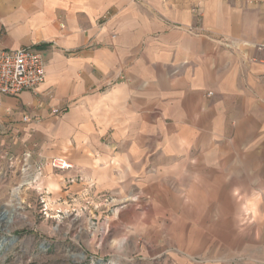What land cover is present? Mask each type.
<instances>
[{"label":"crops","instance_id":"0c3cea01","mask_svg":"<svg viewBox=\"0 0 264 264\" xmlns=\"http://www.w3.org/2000/svg\"><path fill=\"white\" fill-rule=\"evenodd\" d=\"M261 43L264 0H0V49L33 47L47 70L36 93L2 99L0 176L65 158L62 195L154 189L200 225L192 211L230 194L232 249L160 264H264Z\"/></svg>","mask_w":264,"mask_h":264},{"label":"rangeland","instance_id":"374dc122","mask_svg":"<svg viewBox=\"0 0 264 264\" xmlns=\"http://www.w3.org/2000/svg\"><path fill=\"white\" fill-rule=\"evenodd\" d=\"M188 31L203 33L198 26ZM20 167L13 177L0 176V264H160L159 254L165 251L201 261L232 249L231 232L226 235L236 212L230 194L219 195L224 210L192 211L193 222L202 212L198 221L208 225L190 224L182 220L181 211L149 202L154 189L145 196L132 193L121 198L86 183L82 195H62L58 193L64 183L61 170L47 166L39 173ZM74 179L79 184L83 180ZM65 180L69 186L73 178ZM5 209L14 211L11 222L8 215L1 216ZM222 212L224 217H218Z\"/></svg>","mask_w":264,"mask_h":264},{"label":"built area","instance_id":"2783aa9c","mask_svg":"<svg viewBox=\"0 0 264 264\" xmlns=\"http://www.w3.org/2000/svg\"><path fill=\"white\" fill-rule=\"evenodd\" d=\"M254 47L264 53V43ZM46 78V61L40 51L33 47L0 49V105L5 96H17L24 91L36 93L45 83ZM53 113L58 114L59 110L54 109ZM24 121L30 120L24 117ZM49 166L61 171L73 168V164L65 158H54ZM42 168L40 165L37 171L41 173Z\"/></svg>","mask_w":264,"mask_h":264},{"label":"bare ground","instance_id":"6f19581e","mask_svg":"<svg viewBox=\"0 0 264 264\" xmlns=\"http://www.w3.org/2000/svg\"><path fill=\"white\" fill-rule=\"evenodd\" d=\"M14 195L15 196H17L18 195V188L17 189H15V191H14ZM7 208V207H6ZM4 212H5V218L7 217V215H8V222H11L12 221V218H13V209L11 210V209H5L4 210ZM1 223H3L1 220H0V224Z\"/></svg>","mask_w":264,"mask_h":264},{"label":"water","instance_id":"95a60500","mask_svg":"<svg viewBox=\"0 0 264 264\" xmlns=\"http://www.w3.org/2000/svg\"><path fill=\"white\" fill-rule=\"evenodd\" d=\"M1 216H2V218H4L6 215H5V212H2L1 213Z\"/></svg>","mask_w":264,"mask_h":264}]
</instances>
